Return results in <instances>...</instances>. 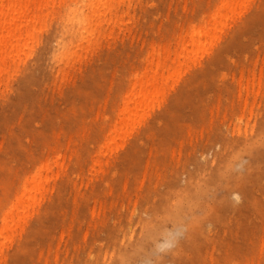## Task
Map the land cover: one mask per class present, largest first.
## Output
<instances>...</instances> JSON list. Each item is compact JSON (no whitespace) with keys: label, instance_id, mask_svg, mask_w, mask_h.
Returning a JSON list of instances; mask_svg holds the SVG:
<instances>
[{"label":"rangeland","instance_id":"374dc122","mask_svg":"<svg viewBox=\"0 0 264 264\" xmlns=\"http://www.w3.org/2000/svg\"><path fill=\"white\" fill-rule=\"evenodd\" d=\"M19 19L0 264H264V0H44Z\"/></svg>","mask_w":264,"mask_h":264},{"label":"bare ground","instance_id":"6f19581e","mask_svg":"<svg viewBox=\"0 0 264 264\" xmlns=\"http://www.w3.org/2000/svg\"><path fill=\"white\" fill-rule=\"evenodd\" d=\"M5 1L8 4L12 3V7L4 5ZM43 2L44 0H0V69L6 64L7 53L10 48L16 44L14 42L21 36L19 32L22 28V19L19 17L22 16L24 7L28 5L39 7ZM90 3L93 4L94 0H90ZM17 33L19 34L16 39ZM229 178L230 181L224 186L228 192L237 189L236 187L241 185V181H245V179L233 176L231 173H229ZM230 206L235 207L234 205Z\"/></svg>","mask_w":264,"mask_h":264}]
</instances>
